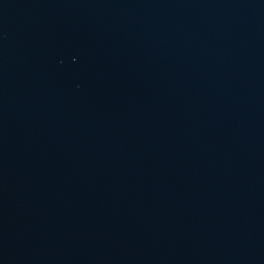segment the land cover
<instances>
[{"label": "water", "instance_id": "obj_1", "mask_svg": "<svg viewBox=\"0 0 264 264\" xmlns=\"http://www.w3.org/2000/svg\"><path fill=\"white\" fill-rule=\"evenodd\" d=\"M0 264H264V0H0Z\"/></svg>", "mask_w": 264, "mask_h": 264}]
</instances>
